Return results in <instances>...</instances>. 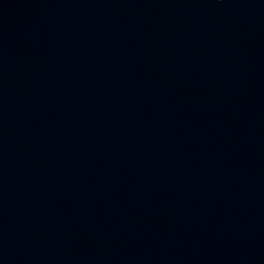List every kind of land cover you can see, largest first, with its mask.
I'll return each instance as SVG.
<instances>
[{"label": "water", "instance_id": "95a60500", "mask_svg": "<svg viewBox=\"0 0 264 264\" xmlns=\"http://www.w3.org/2000/svg\"><path fill=\"white\" fill-rule=\"evenodd\" d=\"M0 264H264V0H0Z\"/></svg>", "mask_w": 264, "mask_h": 264}]
</instances>
